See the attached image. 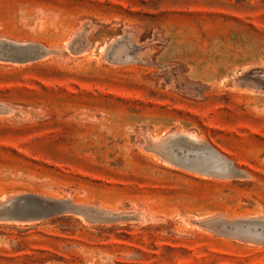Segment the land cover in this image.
<instances>
[{"label": "rangeland", "instance_id": "rangeland-1", "mask_svg": "<svg viewBox=\"0 0 264 264\" xmlns=\"http://www.w3.org/2000/svg\"><path fill=\"white\" fill-rule=\"evenodd\" d=\"M0 264H264V0H0Z\"/></svg>", "mask_w": 264, "mask_h": 264}]
</instances>
